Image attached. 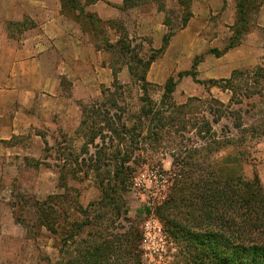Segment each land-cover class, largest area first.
Returning a JSON list of instances; mask_svg holds the SVG:
<instances>
[{
  "label": "trees",
  "instance_id": "trees-1",
  "mask_svg": "<svg viewBox=\"0 0 264 264\" xmlns=\"http://www.w3.org/2000/svg\"><path fill=\"white\" fill-rule=\"evenodd\" d=\"M61 1L64 9L68 7L77 13L76 20L83 31L87 32L88 24L98 28L102 23L84 12L80 0ZM135 1L124 0L123 9L133 7ZM178 2L188 16L185 27L191 14V0ZM263 4L264 0L238 2L233 34L225 50L217 55L241 43L249 32L250 13L259 12ZM120 26L125 35L116 46L122 50V57L130 62L132 79L146 92L151 86L147 75L157 58L155 51L149 57L132 56L128 47L132 40L123 25ZM173 35L174 31L166 35L163 46L168 45ZM134 63L139 68L133 67ZM198 64L196 58L192 70L180 73L179 77L191 76L204 85L209 99L192 97L185 104L177 105L173 100L176 82L170 79L160 103L142 96L138 113L131 120L126 119L127 112L117 95L123 85L115 71L111 87H102L103 99L81 105L82 118L77 134H84L87 147L94 146L98 139L103 144L85 170L68 167L70 160L65 158V165L57 166L59 185L66 184L70 175L75 178L84 173L88 177L92 172L101 197L86 208L76 203L65 210L63 221L67 225L61 226L63 232L60 234L59 223L54 218V206L60 205L56 203L59 197L51 196L38 204L42 226L55 235L63 234L62 261L58 264H144L143 237L128 217L124 195L132 188L137 172L131 163L134 147L145 145L146 140L160 145L168 142L173 147V186L155 211L173 241L181 247L177 264H264V187L261 180L258 175L246 178L231 158H214L233 142L230 136H222L216 130L224 121L227 122L225 129L230 132L235 129L244 138L247 134H264L262 115L255 123L249 124L247 119L256 112L255 100L264 105V64L234 70L226 79L208 81L197 79ZM214 88L227 94L228 101L213 97L211 90ZM73 214L81 217L72 221ZM52 217L54 219L50 220Z\"/></svg>",
  "mask_w": 264,
  "mask_h": 264
},
{
  "label": "rangeland",
  "instance_id": "rangeland-1",
  "mask_svg": "<svg viewBox=\"0 0 264 264\" xmlns=\"http://www.w3.org/2000/svg\"><path fill=\"white\" fill-rule=\"evenodd\" d=\"M58 1L61 14L76 19L77 13L68 7L64 9L63 1ZM94 1L83 2L89 4ZM169 1L166 24L168 34L174 31V35L167 46H163L164 40L155 44L149 37H130L132 42L128 47L132 56L149 57L155 51L157 57L147 75L151 86L147 87L146 92L141 91L139 84L132 79L128 65L130 62L122 57V50L116 46L125 35L120 29L121 21L99 23L98 28L87 25L90 42L103 52L99 62L106 63L113 73L118 72L123 88L117 91V95L120 105L127 112L126 119L131 120L138 113L142 96L146 95L160 103L164 87L170 79L176 82L173 100L177 105L185 104L192 97L209 99L204 85L191 76L179 77L180 73L192 70L196 58L199 61L197 79L200 81L226 79L234 70L251 69L264 64V4L259 12L250 13L249 32L243 36L241 43L228 52L217 55L229 44L233 26L237 21L240 0H191V14L185 27L183 25L188 17L185 9L179 5L178 0ZM46 3L51 4V0H0V35L25 37L26 32L39 27L37 21L40 20L35 16L40 15L41 5ZM23 13L24 18L20 19ZM160 49L162 51L158 52ZM213 50L217 52L212 53ZM132 66L139 68L135 63ZM108 78L110 82L103 85L104 87H111L114 83V77ZM64 84L71 96L73 92L70 91L69 83ZM102 87L90 99L77 101L78 105L81 107L82 104L101 101ZM211 94L224 102L228 101V95L216 88L211 90ZM255 101L256 112L252 114V118H247L249 124L255 123L259 115L264 118V105ZM77 113L81 112L75 113L68 109L66 114L70 115L69 119L56 115L50 122H38L35 127V132L40 137L38 139L28 134L5 143L21 145L25 154L17 157L20 158L18 170L14 168V158L7 162L6 157L0 154L1 164H7L6 168L1 166L0 169V264L60 263L63 234H59L63 232L61 226L67 225L63 221L65 210H70L76 203L86 208L100 199L101 191L92 172L88 177L84 173L75 178L70 175L66 184L59 185L57 166L65 165V158L70 160L68 167L85 170L90 165L91 158L98 152L97 148L103 144L98 139L94 146H86L84 134H77L80 124ZM72 116L74 120H71ZM132 123H135L134 120ZM226 123L224 121L216 126V130L222 136H230L233 142L223 147L214 158L233 159L246 178L253 179L258 175L264 187V134H247L244 138L235 129L231 132L225 129ZM144 142L145 145L134 147L131 163L137 172L132 188L124 195L129 209L128 217L141 231L144 264H177L179 259L176 257H179L181 247L173 241L155 211L171 193L173 186V147L168 142L162 145L150 140ZM106 145L108 142L105 147ZM31 150H35L36 156L30 154ZM75 162H78V166H75ZM51 196L59 197L56 203L60 205L54 206V218L60 227L58 235L42 226L39 219L38 204L47 201ZM73 215L70 219L72 221L81 217L80 214Z\"/></svg>",
  "mask_w": 264,
  "mask_h": 264
},
{
  "label": "crops",
  "instance_id": "crops-1",
  "mask_svg": "<svg viewBox=\"0 0 264 264\" xmlns=\"http://www.w3.org/2000/svg\"><path fill=\"white\" fill-rule=\"evenodd\" d=\"M80 1L84 12L102 23L121 21L129 37H149L156 44L169 32V0H136L128 9H123L124 0ZM41 6L40 15H34L40 20L39 27L31 33L26 32L25 37L0 35V154L7 162L14 158L16 170L20 167L17 157L25 154L24 148L6 142L28 134L40 138L36 124L50 122L56 115L69 119L68 109L81 112L77 113L80 123L82 111L77 101L90 99L100 86L109 84L108 76L114 77L113 70L99 62L102 50L94 47L76 19L61 14L58 0ZM20 17L23 19L24 13ZM65 82L70 85L71 96ZM31 152L36 156L35 150ZM1 166L6 168L7 164L0 162Z\"/></svg>",
  "mask_w": 264,
  "mask_h": 264
}]
</instances>
